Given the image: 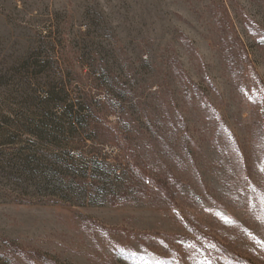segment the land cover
<instances>
[{"label":"rangeland","instance_id":"obj_1","mask_svg":"<svg viewBox=\"0 0 264 264\" xmlns=\"http://www.w3.org/2000/svg\"><path fill=\"white\" fill-rule=\"evenodd\" d=\"M262 168L264 0H0V264H264Z\"/></svg>","mask_w":264,"mask_h":264},{"label":"trees","instance_id":"obj_2","mask_svg":"<svg viewBox=\"0 0 264 264\" xmlns=\"http://www.w3.org/2000/svg\"><path fill=\"white\" fill-rule=\"evenodd\" d=\"M109 136H111V137H114L115 136V134L114 133H110V135ZM106 152H108V150L106 151ZM115 154H116V156H124L123 154H124V150H123V148H120L118 151H116L115 152ZM157 187H158V190L161 192V193H164V195L166 194L167 195V188H166V185H167V183L165 182V181H163V180H160L159 182H156V184H155ZM169 195V194H168ZM171 197V196H170ZM113 200L115 201V198H113ZM213 240V239H212ZM214 241V240H213ZM216 245H217V247H219V248H221L220 247V244H218L217 242H214ZM221 251H223V253H227L225 250H222L221 249Z\"/></svg>","mask_w":264,"mask_h":264},{"label":"snow or ice","instance_id":"obj_3","mask_svg":"<svg viewBox=\"0 0 264 264\" xmlns=\"http://www.w3.org/2000/svg\"><path fill=\"white\" fill-rule=\"evenodd\" d=\"M262 171H264V168L261 169ZM227 222V221H226Z\"/></svg>","mask_w":264,"mask_h":264}]
</instances>
